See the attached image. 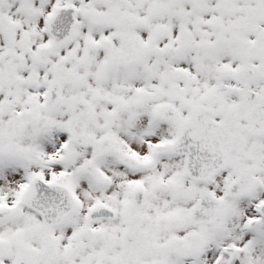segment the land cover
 <instances>
[{"label":"snow or ice","instance_id":"snow-or-ice-1","mask_svg":"<svg viewBox=\"0 0 264 264\" xmlns=\"http://www.w3.org/2000/svg\"><path fill=\"white\" fill-rule=\"evenodd\" d=\"M0 264H264V0H0Z\"/></svg>","mask_w":264,"mask_h":264}]
</instances>
